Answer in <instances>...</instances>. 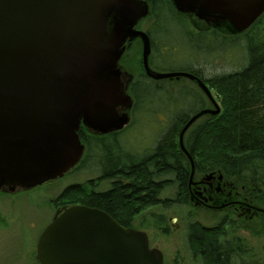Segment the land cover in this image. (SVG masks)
Here are the masks:
<instances>
[{
    "label": "water",
    "instance_id": "1",
    "mask_svg": "<svg viewBox=\"0 0 264 264\" xmlns=\"http://www.w3.org/2000/svg\"><path fill=\"white\" fill-rule=\"evenodd\" d=\"M172 2L178 13L227 23L237 34L264 14V0ZM149 14V0H0V190H28L74 169L84 153L80 126L106 134L128 124L133 100L119 61L135 40L149 79L186 78L212 106L192 115L178 137L193 184L183 136L220 108L198 77L150 67L149 38L137 29ZM36 258L39 264H163L145 232L83 205L56 211L38 238Z\"/></svg>",
    "mask_w": 264,
    "mask_h": 264
},
{
    "label": "trees",
    "instance_id": "2",
    "mask_svg": "<svg viewBox=\"0 0 264 264\" xmlns=\"http://www.w3.org/2000/svg\"><path fill=\"white\" fill-rule=\"evenodd\" d=\"M149 4L151 22L145 32L152 69L198 77L219 103L217 115L202 116L183 136L194 165L192 181L209 174L232 181V186L247 189L250 204L264 210V40L244 44L243 62L236 70L206 76L200 62L232 50L239 44L238 34L223 22L224 31L194 29L172 0H149ZM178 59H184L183 65H175ZM140 69L128 89L133 100L130 123L107 135H92L82 128L78 132L85 152L75 169L95 174L88 195L81 196L78 184L66 187L61 195L135 229L146 220L166 232L169 219L164 212L181 208L189 220L185 233L193 264H262L239 239H217L219 232L226 234V226H234L225 216L214 219L209 229L191 216L197 210L189 200L190 164L178 137L187 120L205 109L207 98L179 79L155 82Z\"/></svg>",
    "mask_w": 264,
    "mask_h": 264
},
{
    "label": "rangeland",
    "instance_id": "3",
    "mask_svg": "<svg viewBox=\"0 0 264 264\" xmlns=\"http://www.w3.org/2000/svg\"><path fill=\"white\" fill-rule=\"evenodd\" d=\"M185 14H187L191 25L196 30L217 27L220 31H224L222 22L203 19L195 13ZM150 22V18L142 20L138 29L145 32ZM238 36L239 44L234 45L232 50L218 52L216 55L200 62V65L204 66L206 76L230 73L242 64V56L245 54L244 44L251 42L252 45H257L264 40V15L248 31L240 33ZM141 51L140 42L132 44L119 64L124 73L132 76V81L141 72ZM149 61H152L151 57ZM184 62V59H178L175 65H183ZM124 80L130 85L131 81L129 82L127 77ZM181 83L185 87H194L198 90L187 79H182ZM210 92L219 105L215 92L211 88ZM210 106L209 103H206V107ZM198 178L200 176H195L194 180ZM94 180L95 174H92L89 170L74 169L63 178L42 184L32 190L16 191L14 193L0 190V264H39L35 258L36 243L42 230L54 215L55 206L51 203L52 200L56 201L58 209L61 206L76 204L78 202L74 203L75 199L72 197L61 195L62 191L66 187L75 184L80 185L82 190L86 191L88 188L87 182L90 184ZM84 191L81 193L83 197H85ZM81 196L78 195L77 198ZM180 210L181 208H175L164 212L169 219L166 232L161 228L151 226L146 220L142 221L143 227L139 228L145 231L149 237L150 247L161 251L163 264H193L185 233L189 220L184 216L186 212ZM191 213L192 216L195 215L194 217L198 222L207 226H212L215 223L213 220L221 216V213H215L207 209H198L195 213ZM138 223L139 219L137 218L135 225H138ZM133 227L137 228V226ZM235 227L238 228L236 234L247 242L250 251L264 264V214L255 215L249 220L239 221Z\"/></svg>",
    "mask_w": 264,
    "mask_h": 264
},
{
    "label": "flooded vegetation",
    "instance_id": "4",
    "mask_svg": "<svg viewBox=\"0 0 264 264\" xmlns=\"http://www.w3.org/2000/svg\"><path fill=\"white\" fill-rule=\"evenodd\" d=\"M136 42H140V41H134L132 44H135ZM132 44L130 45V47L132 46ZM150 57H151V55H150ZM123 58H124V55L122 56L120 63L122 62ZM150 64H151V62H150ZM142 69H143V67H142ZM125 75H126L129 82L130 81L133 82L131 75H129V74L127 75V73H125ZM182 79H186V78H179V80H182ZM164 80H167V79H164ZM152 81H155V80H152ZM158 81H162V80H158ZM158 81H155V82H158ZM131 82H130V84H131ZM189 82H191V81L189 80ZM191 83H192V85H194L193 82H191ZM209 104H210V102H209ZM208 108H212V106L205 107V109H208ZM204 116H210V115L207 114ZM130 118H131V116H130ZM129 123H130V121H129ZM81 128L84 129L85 132L92 134V135H107V134H111V133L118 132V131L122 130L121 129V130L106 133V134H95L93 131L86 129L83 126H80L79 131H81ZM84 148H85V146H84ZM84 152H85V150H84ZM192 182H193V184H191L190 188H189V200L192 204V207L195 208V210L207 209V210H210V211L215 212V213H221V216H225V219H228L229 222L234 223L233 227L228 228L226 226L224 228L226 234H224V231L222 233L219 232L218 233L219 235L216 234L217 239L219 241L220 240L223 241L224 238L233 236V237L239 239L241 241L242 246L245 247L246 252H249L250 248L248 247L247 242H245L241 238V236H238L236 234V232L238 231V228L235 226H236L237 222H239V221L249 220L252 217H254L255 215L264 214V210L255 206L254 204L249 203V200L247 197V194H248L247 189L244 186H242V187H240V189H238V188L231 185L232 181H225V180H223L221 178L219 179L215 176H213L209 179L206 176H200V178H198ZM87 183H88V185H87L88 188L86 191L83 190L84 195H88L89 189L91 187L90 184H93V182H91L90 184H89V182H87ZM51 203L55 206V212H54V215H55L56 211L58 210V208L56 207V201L52 200ZM72 205H79V204L76 203V204H72ZM72 205H69V206H72ZM69 206H61V207H59V209H61L62 207H69ZM193 213H195V212H193ZM191 216H192V213H191ZM194 216L195 215H193L192 217H194ZM209 227L210 226H207V227L203 226L202 228L209 229ZM132 229H135V228H132ZM135 230L145 232V231L140 230V229H135ZM205 235H207V234H205ZM148 241H149V237H148ZM149 245H150V242H149ZM36 247H37V243H36ZM250 253L256 257V255H254L252 252H250ZM35 258H36V249H35ZM36 261H37V258H36ZM231 264H237V263H236V261H232Z\"/></svg>",
    "mask_w": 264,
    "mask_h": 264
}]
</instances>
